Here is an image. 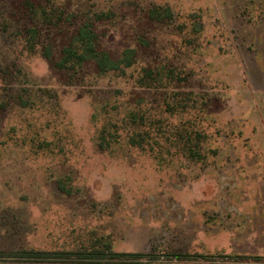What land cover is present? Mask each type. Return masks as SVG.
<instances>
[{
	"label": "rangeland",
	"instance_id": "rangeland-1",
	"mask_svg": "<svg viewBox=\"0 0 264 264\" xmlns=\"http://www.w3.org/2000/svg\"><path fill=\"white\" fill-rule=\"evenodd\" d=\"M106 246L264 264V0H0V251Z\"/></svg>",
	"mask_w": 264,
	"mask_h": 264
},
{
	"label": "trees",
	"instance_id": "trees-1",
	"mask_svg": "<svg viewBox=\"0 0 264 264\" xmlns=\"http://www.w3.org/2000/svg\"><path fill=\"white\" fill-rule=\"evenodd\" d=\"M167 15L169 10H166ZM103 17L99 15L98 18ZM135 59V50L127 49L118 58L103 51L98 45V35L92 24L85 23L77 32L75 41L62 50V57L54 62L59 69L72 68L92 61L102 72H114L121 67H131ZM178 261H195L198 256L177 254ZM159 260L158 256L146 254L115 253L110 246L105 249H81L76 252L19 251L1 252L0 264H146Z\"/></svg>",
	"mask_w": 264,
	"mask_h": 264
}]
</instances>
